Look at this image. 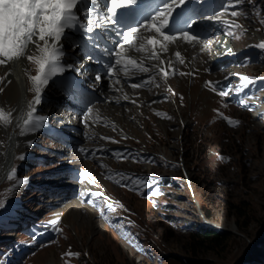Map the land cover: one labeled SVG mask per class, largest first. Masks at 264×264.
I'll return each mask as SVG.
<instances>
[{
  "label": "rangeland",
  "instance_id": "rangeland-1",
  "mask_svg": "<svg viewBox=\"0 0 264 264\" xmlns=\"http://www.w3.org/2000/svg\"><path fill=\"white\" fill-rule=\"evenodd\" d=\"M237 11L232 25L243 27H225L202 54L211 59L214 41L227 40L247 55L216 69L201 70L198 60L193 70L190 53L178 74L151 75L137 105H101L105 114L85 127L80 150L26 126L33 101L26 82L37 75L27 56L39 58L36 45L44 42L30 43L19 59L25 84L15 59L1 65L0 166L7 154L9 171L0 182V264H264V49L256 47L264 41V0H243ZM240 77L253 83L244 87ZM209 82L227 94L215 95ZM11 83L16 101L5 111ZM44 91L33 116L48 112L52 126L73 123L82 107L66 106L68 117L48 110L42 104L52 90ZM28 221L60 231L34 245L19 232ZM203 226L222 237H199Z\"/></svg>",
  "mask_w": 264,
  "mask_h": 264
},
{
  "label": "snow or ice",
  "instance_id": "snow-or-ice-1",
  "mask_svg": "<svg viewBox=\"0 0 264 264\" xmlns=\"http://www.w3.org/2000/svg\"><path fill=\"white\" fill-rule=\"evenodd\" d=\"M5 3L11 5L12 7L7 10L5 17V36L0 43V65L6 64L7 61L13 59L19 60L26 55V50L30 43H34V38H37L40 42H44V46L40 47L39 44L36 45L41 56L34 60L31 55L27 56L28 61L35 62L37 67V75L32 77V83L34 86L35 98L32 101V111L29 112V121L26 126H30L31 130L35 132L40 126L38 119L34 118L33 113L35 112V107L42 102V92L44 86H46L49 81L57 75H62L66 70H71L72 66L68 65L66 67L60 66V61L66 56V51L62 48V40L66 36V30H72L77 25L84 29L85 32H93V28H106L109 23L114 24V17L118 9L126 8L136 3V0H110V4L106 8V15L100 17H95L93 19V13L87 12L84 15L88 19V24L84 25L78 19L75 13L77 4L80 0H4ZM193 4H200L203 0H191ZM186 0H168L160 7L159 11L151 16V19L145 23L140 24L137 27H132L126 31H123L120 36L124 41L131 43L130 33H138L141 29L146 32H154L156 38L146 37L147 44L153 46V48L159 46L161 49H166L167 44L171 43L177 39L183 41L191 42L195 39L193 35L189 32H181L177 34H165V29L169 24V18L172 15L174 9L184 5ZM243 3V0H227V6H225V11L228 10V6H235ZM230 15L232 17H238L242 15L238 11H231ZM257 16L260 15L259 12L256 13ZM30 18V19H29ZM212 19H219V16H213ZM195 23V21H193ZM227 23V22H225ZM264 24V20L260 21ZM233 28H242V25L233 24L230 25ZM246 31V30H245ZM229 32L228 35H232ZM49 40L51 44H49ZM120 47H124L123 44ZM257 48L264 49V41L256 44ZM139 50V49H138ZM230 54V50H229ZM119 57V52L116 53ZM156 57V53H153ZM175 57L180 63H184L181 59L179 52L175 53ZM158 58V57H156ZM161 64L164 63L163 60L160 61ZM116 63L119 64L120 60L117 59ZM127 65H135V61L128 59L125 67ZM171 69V64H169ZM141 72H148L149 69L146 67H140ZM112 68H108V75L111 77ZM163 75L167 76L168 73L165 72ZM180 75H185L181 72ZM243 82V86L246 87L253 83L252 79L240 77ZM99 80V77H97ZM130 86L133 89L140 88L141 85L137 83H132ZM209 87L212 91L220 97H224L227 93L224 91H216V87L213 83L209 82ZM242 91V88L238 87L236 92ZM244 103V101H241ZM0 119H3V113L0 112ZM230 125L235 124L236 121L228 120ZM24 133L21 132V135ZM31 142H29V145ZM20 159H23L21 156ZM223 160V157H220ZM83 175V173L81 174ZM11 179V177H9ZM26 183V181L21 182ZM19 187V185H18ZM3 201H0V207H3ZM57 232L60 229H56Z\"/></svg>",
  "mask_w": 264,
  "mask_h": 264
},
{
  "label": "bare ground",
  "instance_id": "bare-ground-1",
  "mask_svg": "<svg viewBox=\"0 0 264 264\" xmlns=\"http://www.w3.org/2000/svg\"><path fill=\"white\" fill-rule=\"evenodd\" d=\"M240 7V6H239ZM231 28V27H230ZM225 32H227V31H225ZM236 34V33H235ZM237 37H238V35H237ZM218 39V37H216L214 40H217ZM233 39H235V38H233ZM247 39V38H246ZM250 39V38H249ZM34 43H33V45H35V43H37V42H40L37 38H35L34 39ZM239 42H241V41H239ZM214 45L213 46H215L214 48L216 49V52H215V54H212V58L211 59H209V60H206V56H203V54H201V55H199V56H197V59H199L200 60V62H202V64H201V70H203V68L204 67H209V69H216V68H218L219 66H222L223 65V63L224 62H226L225 60H227V61H229V60H236V59H239V58H241V57H243V56H245V55H247V54H245L240 48H238V45H234V43L233 42H231V45L233 46L232 48H229L228 46H227V44H228V42H227V40H222L221 42H219V41H217V43H216V41H214ZM219 43V44H218ZM236 43V42H235ZM50 44V43H49ZM230 44V43H229ZM238 44V43H237ZM251 44V43H250ZM31 46V48L32 47H34V46ZM244 45V44H243ZM196 46H198V43L196 44ZM202 48H204V50H211V48H209V46H202ZM214 49V50H215ZM247 49V48H246ZM229 50H230V54H229ZM245 51V50H244ZM194 52V51H193ZM179 53H183L182 51H180ZM189 53H191L192 54V59H193V53L192 52H189ZM186 55V54H185ZM34 57V60L35 59H37V57L36 56H33ZM248 59H249V57H247ZM252 59V58H251ZM250 60V59H249ZM198 61V60H197ZM8 62L9 61H7L6 62V65L5 66H3V67H5V69L6 68H8ZM19 62V63H18ZM30 62V61H29ZM19 64V66L17 67V70H18V74H19V78L21 79L22 78V81L24 82V77H23V73H22V68H23V63H22V60L21 61H19V60H17V59H15V61H14V66H17ZM167 64H171V59L170 58H168L167 59ZM29 65H30V73H31V75L33 76V74L34 73H36V74H38L37 73V65L35 64V62L33 61V62H30L29 63ZM10 66V65H9ZM181 66V65H180ZM234 67V66H233ZM198 68H200V65H198ZM0 69H1V65H0ZM234 69H235V67H234ZM239 69V68H238ZM250 69V68H249ZM180 71V70H179ZM185 71V70H184ZM230 72V71H229ZM20 73H21V75H20ZM184 73V72H183ZM207 73V72H206ZM178 74V73H177ZM247 76V75H246ZM182 78H183V76H181ZM186 77V76H185ZM256 77V76H255ZM25 79H26V76H25ZM170 79H172V78H170ZM185 79V78H184ZM223 80V79H222ZM221 80V81H222ZM173 80H171V82H172ZM185 81V80H184ZM183 81V82H184ZM189 81V80H188ZM174 82V81H173ZM186 83H187V81H186ZM199 83V82H198ZM197 83V85L196 86H198L199 84ZM24 84H25V82H24ZM26 85H27V88H28V92H27V98L29 99L30 98V100H34V98H35V92H34V88H32V86H33V83H31L30 84V82H26ZM25 85V86H26ZM174 85V84H173ZM179 85H180V82H179ZM178 85V86H179ZM183 85V84H182ZM187 85V84H186ZM150 86V85H149ZM177 86V87H178ZM158 87V86H157ZM174 87V86H173ZM197 88V87H196ZM195 88V89H196ZM5 89V88H4ZM191 89V88H190ZM193 89H194V87H193ZM158 90V89H157ZM176 90V89H175ZM183 90V89H182ZM197 90V89H196ZM4 92H3V95H4V97H7L8 98V100H9V103H11L8 107L5 105L4 107H5V111H9L10 110V108H11V106H12V104H14L15 103V101H16V97H15V90H14V86H13V84L11 83L9 86H7V88L5 89V90H3ZM147 91V90H146ZM231 91V90H230ZM44 89H43V92H42V98H43V96H44ZM191 92H193V91H191ZM198 92V91H197ZM195 93H196V91H195ZM207 93V92H206ZM144 94H146L145 92H144ZM165 94H167V93H165ZM192 94V93H191ZM200 94V93H199ZM198 94V95H199ZM163 95V94H162ZM195 95V94H194ZM197 95V96H198ZM215 95H217L216 93H215ZM160 96V95H159ZM177 96V95H176ZM176 96H175V98H176ZM191 96L192 95H190V98H191ZM260 97V96H259ZM26 98V93L24 94V99ZM194 100H195V98H196V95L195 96H193L192 97ZM204 98V97H203ZM165 99V98H164ZM207 99H208V96H207ZM29 100V101H30ZM204 100V99H203ZM206 101V100H205ZM262 101H263V99H262ZM177 102V101H176ZM179 103V102H178ZM195 103V102H194ZM254 104V106L256 105L255 104V102L253 103ZM157 105H159V104H157ZM203 105V104H202ZM206 105V104H205ZM150 106V105H149ZM182 106V105H181ZM160 107H164V106H160ZM109 108H110V106H109ZM145 108V107H144ZM166 108V107H165ZM255 108V107H254ZM200 109H201V107H200ZM69 110H71V109H69ZM147 110V109H146ZM166 110V109H165ZM150 111V110H149ZM181 111V110H180ZM147 112V111H146ZM182 112H183V110H182ZM199 112V111H198ZM230 112V111H229ZM236 112V111H235ZM184 113V112H183ZM186 113V112H185ZM194 113V112H193ZM170 114H171V112H170ZM173 114V113H172ZM263 114H264V112H263ZM150 115V114H149ZM233 115V114H232ZM59 116H61V115H59ZM62 116H63V114H62ZM127 116V118H128V115H126ZM168 116V115H167ZM28 117V114L24 117V118H27ZM165 118H166V116H164ZM153 118V117H152ZM168 118V117H167ZM170 118V117H169ZM198 118H199V116H198ZM201 118V117H200ZM230 118V117H229ZM175 120V119H174ZM19 121H22V119L20 118V116H19ZM191 121V120H190ZM17 122H18V118H17ZM134 124V123H133ZM128 126V125H127ZM131 132V131H130ZM134 132H136V131H134ZM138 134V133H137ZM175 134V133H174ZM152 136V135H151ZM6 158H7V154L6 155H4V157L2 158V161H1V166H0V182L5 178V176L7 175V173H8V169H7V167H6V165H5V160H6ZM9 158V157H8ZM113 169V168H112ZM78 206V204L76 203L75 204V207H77ZM70 237V236H69Z\"/></svg>",
  "mask_w": 264,
  "mask_h": 264
},
{
  "label": "trees",
  "instance_id": "trees-1",
  "mask_svg": "<svg viewBox=\"0 0 264 264\" xmlns=\"http://www.w3.org/2000/svg\"><path fill=\"white\" fill-rule=\"evenodd\" d=\"M199 237L209 239L212 242H218V239L222 237V234L212 226H203L201 228V234L199 235Z\"/></svg>",
  "mask_w": 264,
  "mask_h": 264
}]
</instances>
